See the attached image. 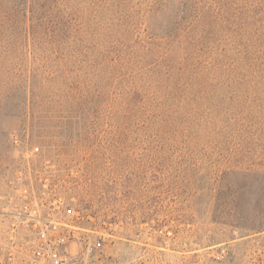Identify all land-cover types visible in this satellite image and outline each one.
I'll list each match as a JSON object with an SVG mask.
<instances>
[{
    "label": "rangeland",
    "instance_id": "obj_1",
    "mask_svg": "<svg viewBox=\"0 0 264 264\" xmlns=\"http://www.w3.org/2000/svg\"><path fill=\"white\" fill-rule=\"evenodd\" d=\"M52 1L78 15L120 2ZM262 22L212 46L264 50ZM54 51L24 40L0 64L92 63ZM151 63L85 69L66 88L49 82L29 109H0V264H36L50 249L74 264H264V74L178 91L152 86Z\"/></svg>",
    "mask_w": 264,
    "mask_h": 264
},
{
    "label": "trees",
    "instance_id": "obj_2",
    "mask_svg": "<svg viewBox=\"0 0 264 264\" xmlns=\"http://www.w3.org/2000/svg\"><path fill=\"white\" fill-rule=\"evenodd\" d=\"M12 1L16 3L5 7L0 0V56L8 53L11 45L31 40L49 44L65 57H90L92 63L75 67L77 71L66 66L20 69L0 64V109H29L36 92L49 82L57 81L58 86L66 88L69 76L81 79L85 69L88 75L97 76L95 72L102 67L111 70L143 60L153 61L151 68L158 76L153 87L167 84L178 91L189 82L242 78L246 70L254 67H258L254 71L257 76L264 74V50H221L212 46L234 38L232 33L238 26L250 30V26L264 21V4L154 0V5L149 1L140 7L143 0H120L116 6L104 7L102 13L92 9L78 15L67 13L52 0ZM256 31L259 30L253 32L255 38ZM244 36L252 37L249 33ZM140 89H144L142 85L124 89L123 93L137 96ZM251 135L248 138L252 141L262 138L260 133Z\"/></svg>",
    "mask_w": 264,
    "mask_h": 264
},
{
    "label": "built area",
    "instance_id": "obj_3",
    "mask_svg": "<svg viewBox=\"0 0 264 264\" xmlns=\"http://www.w3.org/2000/svg\"><path fill=\"white\" fill-rule=\"evenodd\" d=\"M36 264H74L73 260L65 254H61L56 249H50L46 257Z\"/></svg>",
    "mask_w": 264,
    "mask_h": 264
}]
</instances>
